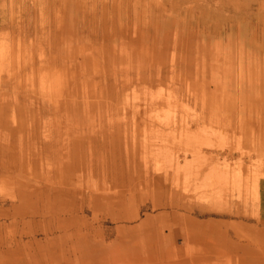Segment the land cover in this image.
Masks as SVG:
<instances>
[{
	"label": "rangeland",
	"instance_id": "rangeland-1",
	"mask_svg": "<svg viewBox=\"0 0 264 264\" xmlns=\"http://www.w3.org/2000/svg\"><path fill=\"white\" fill-rule=\"evenodd\" d=\"M261 129L264 0H1L0 264H264Z\"/></svg>",
	"mask_w": 264,
	"mask_h": 264
},
{
	"label": "crops",
	"instance_id": "crops-1",
	"mask_svg": "<svg viewBox=\"0 0 264 264\" xmlns=\"http://www.w3.org/2000/svg\"><path fill=\"white\" fill-rule=\"evenodd\" d=\"M0 2H1V0H0ZM244 66H245V64L242 62L240 65V69H244L245 68ZM214 68L216 69L217 66L210 68L212 70L211 75H213V73H214V75L216 74V72H214L215 71ZM213 69H214V71H213ZM222 74H224V73H222ZM237 80H238L237 75L232 70H231V72H229L227 74L226 78H222L224 85L228 88L232 87L234 89V91H236V88H238ZM239 86L241 88L240 95H241L242 99L247 98L249 96L248 84H246L245 82H242V83H239ZM245 110L248 111V108L247 109L245 108ZM260 141H261L262 147L264 148V129L260 130ZM179 232L180 231L173 230L172 231V238L175 239L177 237V235H181V234H179Z\"/></svg>",
	"mask_w": 264,
	"mask_h": 264
}]
</instances>
